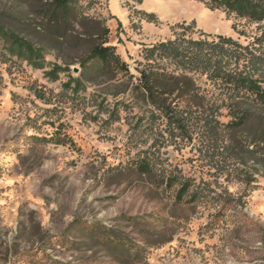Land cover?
Returning a JSON list of instances; mask_svg holds the SVG:
<instances>
[{
    "label": "rangeland",
    "instance_id": "1",
    "mask_svg": "<svg viewBox=\"0 0 264 264\" xmlns=\"http://www.w3.org/2000/svg\"><path fill=\"white\" fill-rule=\"evenodd\" d=\"M72 6L68 36L55 41L34 6L0 0V13L28 25L18 34L46 46L38 67L0 37V264H264V172L228 147L226 95L193 74L204 97L179 113L180 127L132 92L134 78L84 68L81 34L98 20L136 75L145 48L180 35L231 37L264 57V22L201 0Z\"/></svg>",
    "mask_w": 264,
    "mask_h": 264
},
{
    "label": "trees",
    "instance_id": "2",
    "mask_svg": "<svg viewBox=\"0 0 264 264\" xmlns=\"http://www.w3.org/2000/svg\"><path fill=\"white\" fill-rule=\"evenodd\" d=\"M13 1L34 6L33 11L46 19L45 28L52 32L51 37L55 41L68 36V27L74 19V0ZM201 1L212 9H223L253 22H264V0ZM149 20H152V16ZM89 22L81 33L91 40L87 56L82 61L84 68H88L87 63L92 62L102 72H121L134 78L136 84L132 86V92L165 117L179 121L180 127L179 113L198 108L204 97L193 74L205 75L226 95L222 107L229 117L224 123L230 140L228 147L240 163L250 162L253 173L264 172V57L255 55L248 47L240 46L231 37L219 35L217 40L209 41L180 35L145 48V63L137 68L134 75L130 74L128 64L116 54L115 46L107 44L108 28L98 20ZM27 26L18 17L17 11L12 14L0 13V37L9 43L12 53L40 67L39 59L46 46H37L32 40L18 34V27ZM34 26V30H39L37 25ZM99 35L103 38L97 41L95 38ZM163 62L172 64L179 72L168 70ZM60 70L62 68L56 65L49 74L55 78ZM36 93L43 97L39 91ZM138 169L150 173L151 165L144 160L139 163ZM188 188L184 182L177 197L180 198Z\"/></svg>",
    "mask_w": 264,
    "mask_h": 264
}]
</instances>
